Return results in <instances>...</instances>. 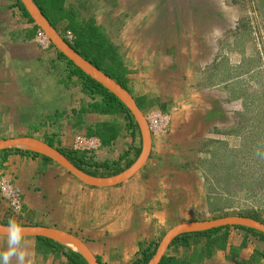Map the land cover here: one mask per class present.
<instances>
[{"label": "crops", "instance_id": "obj_1", "mask_svg": "<svg viewBox=\"0 0 264 264\" xmlns=\"http://www.w3.org/2000/svg\"><path fill=\"white\" fill-rule=\"evenodd\" d=\"M155 1L65 0L66 9L93 17L114 44L129 71L128 92L145 118L152 111L168 116L162 131L151 132L144 166L121 184L95 187L42 154L0 156V180L6 175L22 193L15 220L24 228L69 232L103 264H134L174 226L205 221L210 184L198 156L208 141L239 139L230 133L238 126L229 82L238 79L229 77V65L237 68L241 53L234 41L232 48L226 45L239 15L220 3L212 9L210 0L202 8ZM39 30L17 0H0V140L34 137L56 149L88 152L99 162L121 160L125 172L143 153L141 131L127 130L122 114L91 112L102 97L83 93L52 43H40ZM92 138L97 150L77 148L80 139ZM9 218L0 193V225ZM240 239L231 230L224 250L209 252L200 242L172 246L165 255L170 264H264L253 260L263 245L249 236L241 249ZM22 246L28 264H69L37 238L24 237ZM6 248L7 238L0 236V251Z\"/></svg>", "mask_w": 264, "mask_h": 264}, {"label": "rangeland", "instance_id": "obj_2", "mask_svg": "<svg viewBox=\"0 0 264 264\" xmlns=\"http://www.w3.org/2000/svg\"><path fill=\"white\" fill-rule=\"evenodd\" d=\"M180 1L195 8L205 6L204 0ZM209 3L211 8L220 3L239 15L226 45L232 48L230 43L234 41L241 60L237 68L229 65V77L238 79L229 82L234 90L229 102L238 126L231 128L230 133L239 139L208 141L203 155L198 156L197 167L208 173L210 184L205 220L253 213L264 219V0Z\"/></svg>", "mask_w": 264, "mask_h": 264}, {"label": "trees", "instance_id": "obj_3", "mask_svg": "<svg viewBox=\"0 0 264 264\" xmlns=\"http://www.w3.org/2000/svg\"><path fill=\"white\" fill-rule=\"evenodd\" d=\"M34 1L39 9L43 12L44 16L50 21L53 27L66 40V42L72 46L75 52H77L82 58L90 62L94 67L108 75L128 91L127 75L129 71L124 65L116 47L104 33L102 28L96 25L93 17H82L79 10L74 7L66 9L65 0ZM17 4L25 17L34 23V20L31 18L19 0H17ZM69 34L72 35V39H69ZM52 46L54 47V45ZM58 55L61 59L67 61L70 76H76L79 78L84 94L102 97L101 103H96L89 107L91 112H96L102 115L122 114L128 122L126 126L127 130H132V132H140L139 126L136 123L133 115L129 109L118 99V97H116L100 83L86 75L81 69L77 68L73 62L67 59L61 52L58 51ZM86 111L87 110H84V112ZM112 138H114V136H112ZM112 138H110L109 141H111ZM48 144L53 147L52 143L48 142ZM57 150L60 151L77 169L93 177H113L124 171L120 164L121 160L111 163L107 161L99 162L96 161L93 155L88 152L64 149ZM10 152H15L22 155H38V153H32L22 149H7L0 151V156L9 154ZM44 158L51 161V159L46 156ZM227 216L229 215H224L223 217ZM238 216H245L264 223V219L258 213L238 214ZM231 230H235V232L241 235V249L245 248L249 236L256 238L263 245V249L256 251L253 260L256 261L257 258L264 259V233L241 226H227L202 232L186 233L178 236L172 242L170 247L179 244L183 247H189L192 244L204 242L209 252H211L213 249L224 250L228 246ZM37 240L39 242L47 243L51 248H55L57 256L65 258L69 264H87V262L79 253L62 244L42 237H38ZM158 246L159 245H157L153 250L150 248L143 249L140 252V257L134 262V264H149L155 256ZM98 261L101 263L100 259H98ZM168 263L170 264L171 261L165 255L159 264Z\"/></svg>", "mask_w": 264, "mask_h": 264}, {"label": "water", "instance_id": "obj_4", "mask_svg": "<svg viewBox=\"0 0 264 264\" xmlns=\"http://www.w3.org/2000/svg\"><path fill=\"white\" fill-rule=\"evenodd\" d=\"M19 1L23 4L26 11L29 13V15L34 20V22L47 35L51 43L59 52H61L67 59L73 62V64L77 68L81 69L86 75H88L96 82L100 83L107 90H109L116 97H118V99L129 109L143 135L144 150L140 159L135 165H133L125 172L109 178H97L80 171L72 163H70L69 160L56 148L34 137L1 139L0 151L7 149H22L25 151H31L38 154H42L55 161L58 165L66 169L70 174L74 175L76 178L80 179L84 183L95 187H110L125 182L144 166L151 153V148H152L151 132L147 120L145 118V115L140 111L134 98L126 89H124L115 80H113L108 75L101 72L100 70H98L90 62L86 61L77 52H75L72 46L66 42V40L53 27L50 21L44 16L43 12L39 9V7L37 6L34 0H19ZM25 145L37 147L39 150L22 148V146ZM3 226L4 225H0V227ZM227 226H231V227L241 226L264 233V223L256 221L252 218H248L245 216H238V215L227 216L215 220H205L201 222L179 224L174 226L166 233V235L164 236V238L162 239L159 245V248L155 256L153 257V259L150 261L149 264H159L163 256L165 255L166 251L171 246L172 242L180 235L186 233L202 232V231H207V230L222 228ZM25 230H26L25 237L47 238L59 244L62 243L56 240V237L58 236L64 237L69 241L73 242L79 248L80 251L77 253H79L83 257V259L87 262V264H101L96 258V256L91 252V250L86 245V243L69 232L59 229L48 228V227L25 228ZM0 236H4V235H0Z\"/></svg>", "mask_w": 264, "mask_h": 264}, {"label": "built area", "instance_id": "obj_5", "mask_svg": "<svg viewBox=\"0 0 264 264\" xmlns=\"http://www.w3.org/2000/svg\"><path fill=\"white\" fill-rule=\"evenodd\" d=\"M69 39H72V35L69 34ZM40 43L44 46L51 45V41L47 35L40 29L39 30ZM147 123L150 128V132H160L164 129L168 116L160 111H152L146 117ZM98 142L95 139H80L77 142L78 149H84L94 151L98 149ZM0 193L2 199L6 202L9 208L10 218H17L22 211V193L14 185L11 180L4 175L0 180Z\"/></svg>", "mask_w": 264, "mask_h": 264}, {"label": "clouds", "instance_id": "obj_6", "mask_svg": "<svg viewBox=\"0 0 264 264\" xmlns=\"http://www.w3.org/2000/svg\"><path fill=\"white\" fill-rule=\"evenodd\" d=\"M25 234V228L14 218H9L7 225L0 227V235L7 238V248L0 251V264H13V261L28 264V253L22 246Z\"/></svg>", "mask_w": 264, "mask_h": 264}, {"label": "bare ground", "instance_id": "obj_7", "mask_svg": "<svg viewBox=\"0 0 264 264\" xmlns=\"http://www.w3.org/2000/svg\"><path fill=\"white\" fill-rule=\"evenodd\" d=\"M22 148H29V149H33V150H39L37 147H33V146H22ZM56 240H58L60 243L66 245L67 247L71 248L72 250L79 252V248L71 241H69L68 239L64 238V237H56Z\"/></svg>", "mask_w": 264, "mask_h": 264}]
</instances>
